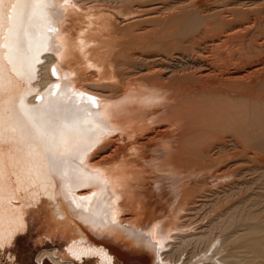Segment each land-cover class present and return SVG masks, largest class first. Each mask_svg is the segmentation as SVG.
Returning a JSON list of instances; mask_svg holds the SVG:
<instances>
[{"label":"bare ground","instance_id":"bare-ground-1","mask_svg":"<svg viewBox=\"0 0 264 264\" xmlns=\"http://www.w3.org/2000/svg\"><path fill=\"white\" fill-rule=\"evenodd\" d=\"M263 209L264 0H0V264H264Z\"/></svg>","mask_w":264,"mask_h":264},{"label":"rangeland","instance_id":"rangeland-1","mask_svg":"<svg viewBox=\"0 0 264 264\" xmlns=\"http://www.w3.org/2000/svg\"><path fill=\"white\" fill-rule=\"evenodd\" d=\"M95 85H99V84H95ZM261 214H262V215H261ZM263 216H264V209H263L262 212L260 213V216H259V217H260V218L262 217L261 219L264 220Z\"/></svg>","mask_w":264,"mask_h":264},{"label":"snow or ice","instance_id":"snow-or-ice-1","mask_svg":"<svg viewBox=\"0 0 264 264\" xmlns=\"http://www.w3.org/2000/svg\"><path fill=\"white\" fill-rule=\"evenodd\" d=\"M18 47H20V48H21V50H22V42L18 44ZM55 110H56V111H59V109H58V108H57V109H55ZM89 147H91V145H90Z\"/></svg>","mask_w":264,"mask_h":264}]
</instances>
